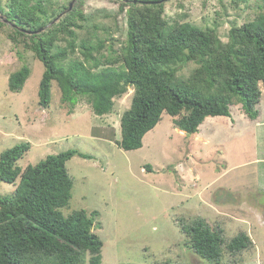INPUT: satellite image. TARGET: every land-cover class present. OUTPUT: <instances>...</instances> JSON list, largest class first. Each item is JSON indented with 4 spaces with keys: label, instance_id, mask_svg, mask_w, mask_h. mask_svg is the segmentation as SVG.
I'll return each instance as SVG.
<instances>
[{
    "label": "trees",
    "instance_id": "16d2710c",
    "mask_svg": "<svg viewBox=\"0 0 264 264\" xmlns=\"http://www.w3.org/2000/svg\"><path fill=\"white\" fill-rule=\"evenodd\" d=\"M157 1H117L119 13L127 18V38L117 48L114 37L107 44L99 35L77 45L76 28L90 21L85 0H77L70 10L67 5L51 11L43 0H0V27L9 24L13 42L44 64L38 90L42 108L50 106L54 82L64 102L74 106L78 96H86L99 116L113 112L115 98L132 87V103L122 114L117 141L124 150L142 148L144 136L164 113L191 134L208 116H230L234 103L257 119L264 86V0L252 18L231 25L226 40L216 28L168 19L166 1ZM43 27L42 32H27ZM189 64L195 66L192 72L180 75ZM30 75L31 67L24 63L10 74L9 89L20 92ZM31 146L23 141L0 155V183L16 185L11 194H0V264H102L104 242L94 230L99 212L63 211L74 186L67 163L76 155H91L68 149L21 167L18 161ZM180 226L186 245L214 264H229L227 253L237 256L253 244L245 231L228 241L223 227H212L201 217Z\"/></svg>",
    "mask_w": 264,
    "mask_h": 264
},
{
    "label": "rangeland",
    "instance_id": "374dc122",
    "mask_svg": "<svg viewBox=\"0 0 264 264\" xmlns=\"http://www.w3.org/2000/svg\"><path fill=\"white\" fill-rule=\"evenodd\" d=\"M72 1L43 0V4L49 11L63 10ZM117 1L85 0L90 21L76 28L77 45L97 35L107 38V44L114 37L116 48L125 42L127 18L119 13ZM262 2L168 0L166 16L203 29L216 28L226 40L231 25L252 18ZM9 33V24L0 27V155L23 141L32 146L19 159L21 167L68 149L91 155H76L68 161L74 186L70 205L63 211L99 212L94 230L104 242L102 264H214L196 255L181 231V222L190 225L199 217L212 227H223L228 241L240 231L252 238V246L241 254L226 252V262L264 264L262 84L257 119H250L242 104L234 103L230 116H208L191 134L177 128L173 117L164 113L144 136L143 147L127 151L117 141L133 88L115 98L113 112L99 116L86 96H78L74 106L64 102L54 82L50 106L42 108L38 90L45 66L32 51L14 43ZM24 63L31 67V75L20 92H12L9 76ZM194 67L186 65L179 74L188 76ZM15 188L1 182L0 194L9 195Z\"/></svg>",
    "mask_w": 264,
    "mask_h": 264
},
{
    "label": "water",
    "instance_id": "95a60500",
    "mask_svg": "<svg viewBox=\"0 0 264 264\" xmlns=\"http://www.w3.org/2000/svg\"><path fill=\"white\" fill-rule=\"evenodd\" d=\"M74 1L75 0H73L71 3H70V6H69V9L68 10H70V9H72L73 8V4H74ZM134 1H136V0H134ZM164 1H168V0H158L157 2H164ZM68 10H66V11H68ZM66 11H63V12H61L60 14H59V16L54 20V22H56L57 20H59L65 13H66ZM49 26V25H48ZM47 26V27H48ZM47 27H43V28H40V29H38V30H36V31H27L28 33H31V34H33V33H38V32H42L43 30H45Z\"/></svg>",
    "mask_w": 264,
    "mask_h": 264
}]
</instances>
